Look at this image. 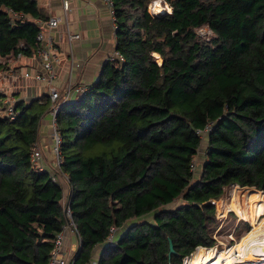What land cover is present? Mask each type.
Returning <instances> with one entry per match:
<instances>
[{
    "label": "trees",
    "instance_id": "16d2710c",
    "mask_svg": "<svg viewBox=\"0 0 264 264\" xmlns=\"http://www.w3.org/2000/svg\"><path fill=\"white\" fill-rule=\"evenodd\" d=\"M110 1L122 58L59 106L60 162L31 161L47 95L0 115V264H46L69 219L68 264H182L215 245L211 200L225 186L264 197V0H162L159 13ZM48 17L36 0H0V56H31Z\"/></svg>",
    "mask_w": 264,
    "mask_h": 264
},
{
    "label": "crops",
    "instance_id": "0c3cea01",
    "mask_svg": "<svg viewBox=\"0 0 264 264\" xmlns=\"http://www.w3.org/2000/svg\"><path fill=\"white\" fill-rule=\"evenodd\" d=\"M36 1L38 5L47 9L49 16H61V20L52 31L60 55V60L55 65L57 75L54 82L55 86L59 91H64L69 81L82 86L92 83L97 78L107 56L115 51L114 22L111 16V8L104 0H68L69 9L64 12L62 0ZM67 32L78 33L79 37L69 40ZM0 61L5 64V68L0 70L3 84L6 91L11 92L16 100L26 99L29 101L40 95H47L45 84L33 78L18 79L17 84L12 89L10 71H16L17 73L24 69L42 70L39 61L33 54L31 56H16L9 53L0 56ZM80 93L82 91L79 90L76 95ZM3 105L1 96L0 115L2 114ZM50 119L51 115L48 107L41 114L39 120L40 132L47 130ZM39 139L42 140V138ZM48 157L50 158V156ZM65 237L71 248L75 239L73 232L66 230ZM97 252H99V249L95 251L96 254Z\"/></svg>",
    "mask_w": 264,
    "mask_h": 264
},
{
    "label": "built area",
    "instance_id": "2783aa9c",
    "mask_svg": "<svg viewBox=\"0 0 264 264\" xmlns=\"http://www.w3.org/2000/svg\"><path fill=\"white\" fill-rule=\"evenodd\" d=\"M104 1L111 8V4H112L111 1L110 0H104ZM62 8L64 12H66L69 9L68 0H62ZM150 12L156 13L154 11L153 12L150 11ZM12 15L17 16L18 14L16 12H13ZM111 16L113 18L112 10H111ZM60 20H61V16L55 15V16H49L46 20L38 21L40 24V28L37 30L35 34V48L33 55L39 61L42 70L32 71L30 69H24L22 71H18L17 73L16 71H10L11 85H16L18 79L27 80L28 78H33L34 80L45 84L46 94L50 100V105H49V113L51 115L50 123L52 127V134H54V136L52 135V139L54 142L53 152L55 154L57 162H60L59 149H58V145L60 143V135L56 127V120H55L56 112L59 106L61 105V103H63V101L73 98L76 95V92L79 90L82 92L86 90V86H82L80 84H73L71 83V81L67 83L66 89L64 91H59L57 86H55L54 82L57 76L55 72V65L59 62L60 55H59V51L56 48L52 31L56 28ZM113 26H115V24ZM67 37L70 40L72 38L79 37V34L67 32ZM19 55H21V53L16 54V56ZM115 57L119 59L122 58L120 54L115 50L112 54L107 56L106 60H111ZM0 94L2 96V103H4L2 108V113L6 116L13 118L17 114V111L14 108V103L16 101V98L13 97V94L11 92L9 93L6 91V87L3 84V77L1 75H0ZM211 126L212 123L208 122L204 125L203 128L196 130L199 137L201 138V141L205 140L206 134L210 130ZM31 161L33 165L37 167L41 166L42 151L38 144H35L31 151ZM196 161L197 158H195L191 162V166H190L191 170L194 171L196 170L197 168ZM211 203L213 202L211 201ZM67 213L69 215L68 211ZM67 227L74 228L71 219H69L66 222V224L62 227L61 231H59L56 234L54 238V245L50 251V257L46 264H66V257L64 256V253L62 254L61 251H62V242ZM116 231H117L116 227L114 226L110 227V232L106 239L108 243L113 242ZM88 264H97V258L96 257L91 258Z\"/></svg>",
    "mask_w": 264,
    "mask_h": 264
},
{
    "label": "rangeland",
    "instance_id": "374dc122",
    "mask_svg": "<svg viewBox=\"0 0 264 264\" xmlns=\"http://www.w3.org/2000/svg\"><path fill=\"white\" fill-rule=\"evenodd\" d=\"M161 3V6L163 8H169V5H167L166 2H163L162 0H159ZM153 3L154 0H151L148 4V9L150 11H154L153 9ZM165 11H168L165 9ZM157 13V12H156ZM159 13V12H158ZM197 33L205 38H208L212 33L211 30L207 26H202L197 29ZM158 61V58H157ZM159 62V61H158ZM8 84V83H7ZM15 86V85H12ZM13 89V87H12ZM11 89V90H12ZM17 93V92H16ZM26 100V99H24ZM1 115H4L3 113ZM52 128H51V123H49V126L47 130L40 132V138L42 140H38V145L41 148L42 154L44 156L48 155L52 157V159L56 160L55 154L53 152V139H52ZM205 144V141H202V147L199 150V156H197V160L201 157V153H203L202 148ZM47 157V156H46ZM199 157V158H198ZM57 161V160H56ZM250 188V187H249ZM247 187H240L236 184H229L228 186L224 187L223 193L216 199L211 200L213 202V205L215 207V214L216 218L218 220V224L214 228V231L212 232V237L215 238L216 243L212 247L214 249H217L218 251H225L229 253L232 257H236L238 254V243L241 241L242 237L246 235V233H250L252 231V226L253 223L248 221L246 217H240L238 213L236 212L235 209L232 207H238V208H245V206L248 205L246 196H240L239 193L242 191H247ZM241 189V190H240ZM254 189V188H253ZM251 191V190H250ZM254 192V191H253ZM260 193L257 189L255 190L254 193ZM236 195V200H233V196ZM262 198L264 200V197L262 195ZM264 204V202H263ZM229 211H231L233 214H229ZM263 215V214H262ZM262 215L259 216V221L258 224L262 220ZM247 223L248 227L243 226V223ZM251 222V223H250ZM67 236V235H66ZM72 248V249H71ZM71 248L69 247V244L67 242L66 237L64 238L62 242V254L64 253V256L66 257V264L69 263L70 257L72 255L73 250L76 249V239H74ZM202 249V248H200ZM199 250V249H197ZM186 258L182 259V264L185 263ZM261 262V263H259ZM264 264V261H252V262H240L236 264Z\"/></svg>",
    "mask_w": 264,
    "mask_h": 264
},
{
    "label": "bare ground",
    "instance_id": "6f19581e",
    "mask_svg": "<svg viewBox=\"0 0 264 264\" xmlns=\"http://www.w3.org/2000/svg\"><path fill=\"white\" fill-rule=\"evenodd\" d=\"M153 9L156 12L170 10L163 8L159 0L154 1ZM241 190V189H240ZM251 190V191H250ZM255 188H249L246 191L239 193L240 196H246L248 205L241 209L233 206L240 217H246L248 221L253 223L252 231L246 233L238 243V254L236 257L223 250L218 251L214 248H202L195 250L190 256L186 257L184 264H236L240 262L264 261V207L262 203V193H254ZM254 191V192H253ZM236 200V195H232ZM263 214V215H262ZM262 215V220L258 224L259 216ZM250 222V223H251ZM201 248V247H199ZM261 263V262H259ZM245 264V263H244Z\"/></svg>",
    "mask_w": 264,
    "mask_h": 264
},
{
    "label": "water",
    "instance_id": "95a60500",
    "mask_svg": "<svg viewBox=\"0 0 264 264\" xmlns=\"http://www.w3.org/2000/svg\"><path fill=\"white\" fill-rule=\"evenodd\" d=\"M169 11H170V10H169ZM169 11H168V12H169ZM168 242H169V250H168V254H171V253L174 252V250H173V245H172L171 240H168Z\"/></svg>",
    "mask_w": 264,
    "mask_h": 264
}]
</instances>
